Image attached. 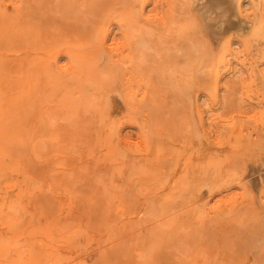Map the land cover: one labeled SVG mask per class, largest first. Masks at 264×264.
<instances>
[{"label": "bare ground", "instance_id": "6f19581e", "mask_svg": "<svg viewBox=\"0 0 264 264\" xmlns=\"http://www.w3.org/2000/svg\"><path fill=\"white\" fill-rule=\"evenodd\" d=\"M58 1L0 0V264H264V249L248 253L247 235L254 223L264 230V114L229 115L233 95H219L231 36L246 52L262 45L242 0L239 9L235 0H197L182 19L173 15L180 0L158 13L142 0L86 28ZM135 22L190 41L200 56L187 68L175 51L158 68L144 65L148 43L133 35ZM107 66L115 80L93 107L85 83ZM200 93L224 112L211 127ZM170 97L186 109L178 128L160 120ZM124 127L137 129L136 142ZM78 178L88 187L74 188Z\"/></svg>", "mask_w": 264, "mask_h": 264}, {"label": "rangeland", "instance_id": "374dc122", "mask_svg": "<svg viewBox=\"0 0 264 264\" xmlns=\"http://www.w3.org/2000/svg\"><path fill=\"white\" fill-rule=\"evenodd\" d=\"M65 1L69 3V6H71L69 8V11L71 12V16H74V18L76 19V24L78 26L80 25L86 28L91 23L93 24L94 22H96V20L99 19V16L103 14L106 15L111 10H117L118 13H122L126 8L136 7L142 0H89V2H87L86 0ZM195 1L197 0H180L178 4H176V6H173L175 7L173 15L178 17L179 19L190 17L188 8L189 5L194 3ZM58 2L60 3L61 0H59ZM70 3L73 4L71 5ZM242 3L244 13L249 17V19H254L255 16L253 15L254 9L252 0H242ZM72 6H74L75 10ZM166 6L167 0H154V5L147 6L146 10L147 12L152 11L154 13H158L160 11H163ZM258 8L259 13L264 16V0H259ZM66 16L68 15L66 14ZM134 24L135 27L133 30V35L142 36L145 39L146 43H148L147 54L143 62L144 65H152L156 66L155 68H158L159 64L163 61L162 55H169L171 51H175L177 55L180 54L179 57H182L181 59L184 60V65L187 68L193 60L197 59L200 56V54L196 51L189 53V47L191 46L190 41H182L171 35L159 36L157 34H150L145 27L141 26L140 23L135 22ZM260 34L262 38V45L259 47L254 46L248 49L247 52L245 50V46L237 42L235 36H231L232 47L225 60L226 68L221 72L222 74L220 75V97L222 98V100L227 102V100L229 99L227 98L228 94L233 95V107L228 111V114L234 116L241 115L245 120H247L246 117H253L259 112L264 114V33ZM121 41L122 35L119 28L116 26H112L110 43H113L114 45H116V47H119ZM181 47L185 48L180 49ZM60 64L62 66H65L67 64V60L65 57L62 56L60 58ZM111 73L112 69L107 66L98 68L95 73L93 72L89 74V80L85 83L84 90L87 92L88 101L93 107L99 106L102 102V94H98L99 88H103L106 85L114 82L115 78L112 77ZM154 73H157V71ZM254 76H259L255 82L253 81ZM258 82H260V84H258ZM229 87L231 92H225V88ZM198 101L203 109L207 127H211L212 121L215 122L214 119L216 117L222 119L224 112L219 105L215 106L214 111L211 110V106L207 97H205L201 93L198 94ZM166 103L167 104L164 107V111L160 116L161 123L168 124L170 121H173L174 127L178 128L184 121L186 109L184 108L183 103L180 102V97L174 99L170 97L168 98ZM248 121L252 122L253 120L249 119ZM122 134L124 137L130 138L133 142H136L137 140V129L135 128L124 127L122 129ZM256 139V134L252 133V141L256 142ZM69 151L73 154H78V150L76 148H69ZM237 159L238 157L235 156L234 161H237ZM99 175L103 181H106L108 178L106 169H102ZM85 185L86 183L82 178L75 179L72 182V186L76 189ZM87 187L88 186L86 185V188ZM90 190L93 191L92 188H90ZM232 192H235V189H232ZM109 204L108 206L103 205L102 208L103 221L107 226L112 224L108 221H112V217L114 216L113 212L110 211ZM178 214L179 213H176L173 216H177ZM261 218L264 220V211L261 215ZM252 222H255V220H253ZM167 223V220L163 221L164 225H166ZM140 226L141 221L137 223L136 227L138 228L137 234L140 237H143L144 235ZM247 235L249 237L248 253L251 256H262L260 250L264 249L263 228L259 223H257L256 225L254 223V225H251V227L249 228ZM190 237L191 235H188V238ZM77 240H79V238ZM185 243L190 246L189 240H185ZM116 246V241L111 238L109 240L108 247L114 248ZM184 247H186V245L178 244L176 253H178L179 256L183 255L181 250L184 249ZM185 251L186 249H184V252Z\"/></svg>", "mask_w": 264, "mask_h": 264}, {"label": "clouds", "instance_id": "9594fccd", "mask_svg": "<svg viewBox=\"0 0 264 264\" xmlns=\"http://www.w3.org/2000/svg\"><path fill=\"white\" fill-rule=\"evenodd\" d=\"M235 3L240 8L241 0H235ZM251 8V7H249ZM255 27L252 29L253 32L256 33H264V16H262L259 12L255 16Z\"/></svg>", "mask_w": 264, "mask_h": 264}]
</instances>
